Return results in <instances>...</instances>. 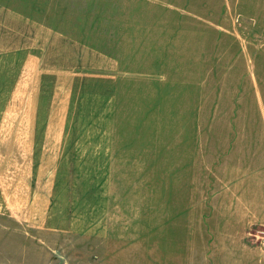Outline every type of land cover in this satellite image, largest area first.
<instances>
[{"label": "rangeland", "instance_id": "374dc122", "mask_svg": "<svg viewBox=\"0 0 264 264\" xmlns=\"http://www.w3.org/2000/svg\"><path fill=\"white\" fill-rule=\"evenodd\" d=\"M118 51L149 83L124 82L110 162L80 163L104 162L91 140L116 111H75L78 163L33 162L35 78L72 56L81 73L114 74ZM244 133L264 167V0H0V264H264V225L230 257L215 242V162Z\"/></svg>", "mask_w": 264, "mask_h": 264}, {"label": "crops", "instance_id": "0c3cea01", "mask_svg": "<svg viewBox=\"0 0 264 264\" xmlns=\"http://www.w3.org/2000/svg\"><path fill=\"white\" fill-rule=\"evenodd\" d=\"M20 50L26 51L27 48ZM120 52L123 51L116 52L115 57L104 54L109 56L105 58L115 64L114 71L116 72L114 74L109 72L97 75L81 73V71H77L79 66L72 56L74 62L68 60L66 65L62 67L58 64V68L51 70V75L49 72H42L35 78V85L32 84L30 88V98L26 100L27 107L23 109V111H32L33 117L36 119V124L33 125V128L36 129V137L27 142V146L32 148L33 157L36 158L35 160L32 159L33 162L53 165L78 163L79 159L76 161L74 159L80 157L79 153L89 154V151L79 150L83 144L80 139L84 134L82 132V134L77 135L76 131H73V117L77 115L75 111L79 112L78 115H86L85 111H105V113L116 111L113 118L107 119L111 128H105V131L100 130L99 137L91 140L93 143L96 142V148L102 150L107 148L100 152V154L105 155L104 162H91L87 159L80 161L81 164L110 162L109 157H113L112 148L119 146L116 142L119 139L117 134L119 130H124V118L120 119L119 117V115L124 117V113L120 111H125L124 82L131 81L133 85L134 82L137 85H148L149 83L148 81L147 83H140L141 75H132L135 73L131 74L128 70H124L125 55L120 54ZM117 66L119 68L122 66L123 70L118 72ZM129 73L131 75H127ZM150 81L151 84L156 82L154 79H150ZM28 82L26 81V83ZM143 92L145 103L144 100L141 103L139 98L137 101L142 104V107L145 106L143 116L150 117L151 111L155 110V105H152L150 100V94H154V92L152 93L150 89ZM132 93L137 97L139 95L138 91ZM137 101H134L136 108L140 106ZM137 113L140 116V111ZM237 131L248 132L251 130L244 127ZM238 138L233 147L236 149L230 151L227 156H223L221 162H215V242L227 245L226 250H218L217 254L227 252L229 257L231 255L230 246L243 244L245 234L250 228L264 225V183L258 181L262 188H257L260 190L257 191L252 187L254 179L250 176V173L255 171L264 179V167L259 166V161L254 162L256 168L252 166V155H249L250 152L247 154L248 147L246 146V142L251 136L244 133L238 135ZM242 146L246 150L242 149ZM95 151L99 154L97 149ZM68 156L71 157L69 162L65 160ZM257 175L254 178L259 180ZM57 177L58 175L54 180ZM49 220L50 217L45 220L44 225ZM49 224L47 226L50 227ZM243 252L244 261H248V258L261 256L257 250L247 255L243 248ZM243 252H239L238 256ZM233 254L236 255L237 253L234 252Z\"/></svg>", "mask_w": 264, "mask_h": 264}, {"label": "built area", "instance_id": "2783aa9c", "mask_svg": "<svg viewBox=\"0 0 264 264\" xmlns=\"http://www.w3.org/2000/svg\"><path fill=\"white\" fill-rule=\"evenodd\" d=\"M263 234H264V232H263ZM264 236V235H263ZM263 239H264V237H263Z\"/></svg>", "mask_w": 264, "mask_h": 264}]
</instances>
